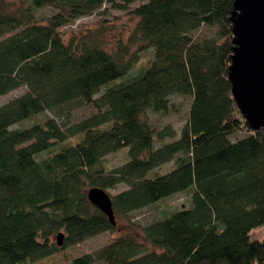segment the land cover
Listing matches in <instances>:
<instances>
[{"label":"trees","instance_id":"obj_1","mask_svg":"<svg viewBox=\"0 0 264 264\" xmlns=\"http://www.w3.org/2000/svg\"><path fill=\"white\" fill-rule=\"evenodd\" d=\"M140 2L131 9V5ZM238 0H31L55 11L43 22L29 8L0 9V264H26L117 224L88 198L94 186L128 188L111 195L128 215L192 189L191 206L128 231L72 264H264V127L246 120L230 71ZM106 4L137 16L129 56L92 33L64 37L61 28ZM215 27L213 36L193 33ZM154 58L133 71L141 51ZM191 98L177 140L171 124L155 128L149 113L168 114L173 97ZM85 106L97 111L73 122ZM50 112L26 128L14 124ZM80 136L75 145H62ZM60 145L59 149L54 148ZM128 161L107 170L123 148ZM50 152L46 157H40ZM176 161L166 174L150 172Z\"/></svg>","mask_w":264,"mask_h":264},{"label":"rangeland","instance_id":"obj_2","mask_svg":"<svg viewBox=\"0 0 264 264\" xmlns=\"http://www.w3.org/2000/svg\"><path fill=\"white\" fill-rule=\"evenodd\" d=\"M139 4V1L135 2L131 5V9L135 8ZM29 8H32V10L36 13L37 18L43 22H45L46 18L55 11V8L51 6L35 8L33 7L31 0H0V9L7 13L20 14ZM130 10L118 9L110 7V4H106L101 11L81 17L75 22L62 27L61 31L63 32L66 40H69L72 36H88V34L92 33L93 36L102 40L108 48L118 49V47H120V43H124L127 50L126 55L129 56L133 51H135V46L130 43V36H132L139 19L131 13ZM215 32V27H204L195 31L193 35L198 39H202L204 37L213 36ZM153 58V49L141 51L138 55V62L136 63L133 71L139 70L148 60ZM25 89V87H22L2 96L0 98V105L20 95L25 91ZM173 102L174 107L168 114L155 113L151 111L148 115V120L155 128L159 129L167 124H171L177 130V136L175 138L168 137L163 141L157 139L155 142L156 147H160L164 143L177 140L180 137L181 129L188 120L191 98L176 95L173 97ZM96 111L97 110L93 106H85L77 109L73 112V122L89 116ZM48 116L53 115L50 112H44L38 114L35 118H28L14 124V127L26 128L35 122L43 121ZM80 139V136H75L65 141L62 145H75L80 141ZM59 147L60 145H57L54 148V151L58 150ZM128 149L129 147H126L107 155L104 159L106 169L113 170L126 163L128 161ZM49 154L50 152H44L40 155V157H46ZM175 166V160L168 162L150 172L151 177L159 174H166L174 169ZM127 188V184L121 183L114 188H107L106 190L110 195H115ZM191 194L192 189H189L184 192L176 193L146 207L134 210L128 215L116 213L117 225L114 232L100 233L84 240L83 242L63 248L59 252L45 258L35 261L30 260L26 264H72L75 258L87 253H94L103 246L107 245L111 241V236L121 235L128 231L136 233L138 239L143 241L142 228L144 226L154 221L163 219L176 210L191 206ZM251 234L253 238H264V226L256 227Z\"/></svg>","mask_w":264,"mask_h":264},{"label":"water","instance_id":"obj_3","mask_svg":"<svg viewBox=\"0 0 264 264\" xmlns=\"http://www.w3.org/2000/svg\"><path fill=\"white\" fill-rule=\"evenodd\" d=\"M230 80L239 107L250 125L264 127V0H238ZM90 201L117 224L113 198L102 187L88 190Z\"/></svg>","mask_w":264,"mask_h":264}]
</instances>
